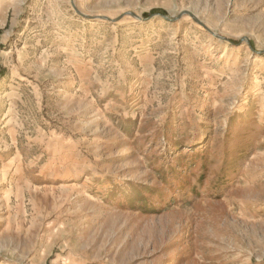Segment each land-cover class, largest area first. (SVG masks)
<instances>
[{
  "label": "rangeland",
  "instance_id": "374dc122",
  "mask_svg": "<svg viewBox=\"0 0 264 264\" xmlns=\"http://www.w3.org/2000/svg\"><path fill=\"white\" fill-rule=\"evenodd\" d=\"M0 264H264V0H0Z\"/></svg>",
  "mask_w": 264,
  "mask_h": 264
},
{
  "label": "bare ground",
  "instance_id": "6f19581e",
  "mask_svg": "<svg viewBox=\"0 0 264 264\" xmlns=\"http://www.w3.org/2000/svg\"><path fill=\"white\" fill-rule=\"evenodd\" d=\"M68 85V84H67Z\"/></svg>",
  "mask_w": 264,
  "mask_h": 264
}]
</instances>
